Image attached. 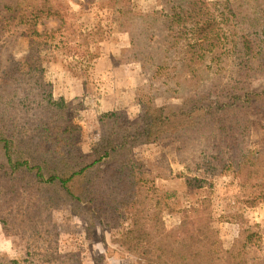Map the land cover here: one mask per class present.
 Returning <instances> with one entry per match:
<instances>
[{"label":"trees","instance_id":"1","mask_svg":"<svg viewBox=\"0 0 264 264\" xmlns=\"http://www.w3.org/2000/svg\"><path fill=\"white\" fill-rule=\"evenodd\" d=\"M114 4L112 18L129 34L130 45L124 50L129 58L122 60L141 61L151 82L140 88L144 104L140 118L130 120L124 111H116L104 123L105 145L100 155L80 150L82 129L66 115L65 103L55 97L53 84L45 81L38 57L19 75L7 73V65H2L0 224L4 233L16 236L19 253L16 257L0 253V264H83L79 249L61 244L50 228L51 203L64 194L88 228L95 217L107 226L127 224L120 242L135 255L132 264H199L203 259L214 263L210 213L198 211L170 230L168 240L160 239L140 223L125 183L105 166L140 136L157 141L165 135L208 139L214 134L233 164L244 168L250 178L264 174L260 154L246 149L248 123L240 108L206 109L202 115L188 114L176 123L165 114L167 105L151 93L153 84L163 86L176 77L172 91L189 90L184 100L195 105L207 95L239 98L241 91L248 101L264 105V0H225L212 6L206 0H168L166 12H136L132 0H114ZM77 16L68 0H0V34L12 24L21 25L35 40L43 38L51 44L56 35L70 36ZM46 18H57L60 25L40 31L38 25ZM92 35L97 37L94 43L104 38L101 19L94 21ZM81 36L87 40V35ZM98 55V48L87 49L77 53V58L88 66ZM256 78L263 81L260 89L251 87ZM203 82L209 84L205 92L199 90ZM20 93L34 116L26 128L16 130L8 105ZM258 196L264 201V194ZM252 199L250 206L257 201Z\"/></svg>","mask_w":264,"mask_h":264},{"label":"rangeland","instance_id":"2","mask_svg":"<svg viewBox=\"0 0 264 264\" xmlns=\"http://www.w3.org/2000/svg\"><path fill=\"white\" fill-rule=\"evenodd\" d=\"M68 1L78 15L74 30L68 32L70 36L56 35L51 44H45V39L29 36V29L12 24L0 34V70L6 64L7 73L19 75L38 57L45 81L53 84L55 97L65 103L66 115L82 129L84 141L80 150L98 156L105 145L103 125L116 111H124L130 120L143 115L140 88L151 82L150 74L141 61L122 60L129 58L124 50L130 41L129 34L121 30L120 21L112 18L114 0ZM206 1L212 6L225 0ZM132 3L136 12H166L168 7V0ZM96 19L102 20L105 35L94 43L92 39L97 37L92 35V28ZM41 21L40 31L60 25L57 18ZM82 34L87 35L86 41ZM33 41L40 44L31 46ZM97 48L99 55L88 66L77 58V53ZM177 79L174 77L163 86L153 84L155 89H151L156 100L167 105L165 114L169 121L179 123L188 114L199 116L206 109L226 112L240 108L242 119L248 123L246 149L260 154L264 171V105L255 99L248 101L244 91L239 92V98L207 95L195 105L184 100L189 90L172 91ZM262 83L261 78H256L251 87L260 89ZM208 87L203 82L199 90L205 92ZM8 114L16 130L26 128L34 116L21 93L9 103ZM213 138L214 134L208 139L201 135H165L151 141L140 136L105 166L115 179L125 183L129 203L140 223L160 239L168 240L170 230L179 228L184 219L198 211L211 214L209 234L217 258L214 263L203 259L199 264H264V201L258 196L264 194V174L250 178ZM252 198L257 199L254 206L249 205ZM50 209L53 235L61 244L78 248L83 264L135 263V255L120 242L126 223L107 226L101 217H95L93 226L88 228L67 194L52 202ZM3 252L16 257L19 243L16 236L4 233L0 224V253Z\"/></svg>","mask_w":264,"mask_h":264}]
</instances>
